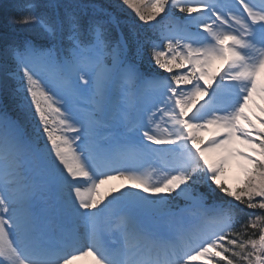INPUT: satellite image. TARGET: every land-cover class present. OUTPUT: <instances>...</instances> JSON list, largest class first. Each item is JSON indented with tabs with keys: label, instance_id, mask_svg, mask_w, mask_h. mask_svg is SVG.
Here are the masks:
<instances>
[{
	"label": "snow or ice",
	"instance_id": "snow-or-ice-1",
	"mask_svg": "<svg viewBox=\"0 0 264 264\" xmlns=\"http://www.w3.org/2000/svg\"><path fill=\"white\" fill-rule=\"evenodd\" d=\"M40 8L9 18L39 31L6 49L0 264H264V0Z\"/></svg>",
	"mask_w": 264,
	"mask_h": 264
},
{
	"label": "trees",
	"instance_id": "trees-1",
	"mask_svg": "<svg viewBox=\"0 0 264 264\" xmlns=\"http://www.w3.org/2000/svg\"><path fill=\"white\" fill-rule=\"evenodd\" d=\"M98 1H102V2L105 1L106 4L108 3V5L112 4V2L108 0H98ZM14 4L15 3L13 0H0V38H5L6 36H8L10 32L9 28L13 29L18 26L9 23V18L15 17L17 15L16 12L14 11V7H15ZM1 48H3L4 50L7 49V46L3 47L2 44L0 43V50ZM257 214H259V212ZM236 264H243V261H237Z\"/></svg>",
	"mask_w": 264,
	"mask_h": 264
},
{
	"label": "bare ground",
	"instance_id": "bare-ground-1",
	"mask_svg": "<svg viewBox=\"0 0 264 264\" xmlns=\"http://www.w3.org/2000/svg\"><path fill=\"white\" fill-rule=\"evenodd\" d=\"M240 175H242L240 169L233 164V171L231 173V176L228 178L229 181H231V183L234 184Z\"/></svg>",
	"mask_w": 264,
	"mask_h": 264
},
{
	"label": "rangeland",
	"instance_id": "rangeland-1",
	"mask_svg": "<svg viewBox=\"0 0 264 264\" xmlns=\"http://www.w3.org/2000/svg\"><path fill=\"white\" fill-rule=\"evenodd\" d=\"M5 57L7 58L8 56L5 54ZM217 66H218V65H217ZM104 191H106V190H104ZM88 258H89V257H84L83 260L86 261ZM85 264H86V262H85Z\"/></svg>",
	"mask_w": 264,
	"mask_h": 264
}]
</instances>
